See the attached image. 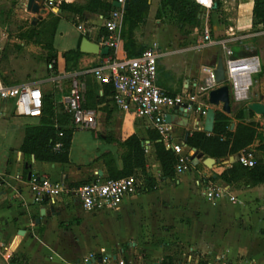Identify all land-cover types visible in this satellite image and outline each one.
I'll list each match as a JSON object with an SVG mask.
<instances>
[{"label":"crops","instance_id":"0c3cea01","mask_svg":"<svg viewBox=\"0 0 264 264\" xmlns=\"http://www.w3.org/2000/svg\"><path fill=\"white\" fill-rule=\"evenodd\" d=\"M58 1L60 0H45L44 6ZM61 1L78 4L86 2V0ZM160 1L148 0L149 11L145 22L139 24L133 31L136 48H147L153 42L171 49L179 48L180 40L176 33L177 20L168 17L155 18ZM219 2L218 9L214 7L207 14L201 9L202 12L198 14L200 19L206 18L211 36L212 31L216 29H224L222 32L226 37L221 40L230 41L235 38L241 40L249 36L241 37L240 35L252 30L254 0H219ZM57 15L59 21L53 41L54 48L57 50L56 74L48 75L50 73L47 63H38L33 69L23 68L22 72H26L29 80L16 84L33 83L43 94H51L58 102L64 99L65 93H68V88L64 87L67 76L83 73L82 75L90 77L94 94H101L102 85L88 71L99 64L104 56L81 52L82 57L77 69L67 72L62 53L78 48L82 38L100 43L105 17L102 14L84 10L83 20L78 25H74L71 21V12L58 9ZM163 22L176 29V32L170 33L169 36H162L160 25ZM263 33L261 29H258L253 35ZM124 41L121 35L119 57L127 56L123 47ZM195 42L194 34H188L187 45L192 47ZM216 47L221 48L222 55L218 57L223 58L224 50L218 45H209L197 52L168 57L160 67L157 66V85L172 95L188 92L195 94L196 97L200 96L198 101L201 102V97L206 96L200 89L205 85L207 76L203 68L214 66ZM233 50V53L239 55L241 47L236 45ZM261 73L264 72L261 70ZM261 85L260 91L256 94L257 98L250 97L246 104L264 102V81ZM54 86L58 87L57 92L54 91ZM198 93L200 95H197ZM9 104L12 102L0 99V235L1 241L8 245L12 255L10 259H5L0 248V264H63L62 261L67 260L58 254L60 251L74 250L86 253L93 250L103 239L102 234L106 230L111 229L113 233H116L113 226L122 234L123 243L130 247L119 248V254H124L126 251L141 253L139 260L130 258L129 261L133 264H162L165 257L169 258L172 264H213L212 261L217 260L214 254L222 246L227 256L235 250L254 251L251 256L255 259L253 257L252 259L256 260V264H264V182L250 186L244 185L241 179L231 183L223 181L219 176L232 164L228 161L230 156L213 158L197 150L201 156L191 158L193 148L185 143V132L187 131L190 135L194 130L203 131L204 116L191 114L188 119L179 116L174 120L177 123L172 124L170 142L183 146V151L190 158V170L181 174L175 173L173 178H164L161 175V167L156 164L155 187L152 190L138 187L136 193L124 197L117 208L121 219L116 222V214L111 213L113 210L84 211L76 201L68 197H59L54 202L51 199L35 202L28 182L30 178L42 177L51 180L63 179L70 184L106 179L108 169L102 164V160L93 161L97 148L116 150V142L113 145L105 143L107 127L104 126V122H101L105 119L101 116L103 111L98 110L95 115L96 127L75 128L69 160L66 163L37 161L33 155H30L29 161L23 164V154L19 151V147L23 139L26 123L23 117L25 116L9 118ZM203 104L204 107H209L204 102ZM104 105L115 107L118 122L115 138L118 141L131 134L139 137L141 134L146 135L147 130L151 129L149 121L137 117L133 110L123 112L117 109L111 97L108 103L104 101L101 104L102 107ZM214 109L222 110L221 105L215 106ZM228 115L231 116V112ZM27 118L37 119L38 117ZM251 119L260 123L262 129L258 128V132L264 135V115L259 116L254 113ZM236 123L237 120L232 117L230 129H233ZM97 136L101 141L97 139ZM145 142L149 143L148 140ZM250 147L252 148L253 145ZM151 148L154 152L153 146ZM206 158H212L214 162L207 166L204 163ZM198 180L200 184H197ZM209 185L219 186L223 189L224 195L214 202L208 201L204 195V189ZM221 235H224L223 244L218 245ZM60 237L66 240L61 241ZM253 238L257 239V243H252ZM32 243H35L37 250L30 245ZM104 245L109 247L112 243L105 240V244L99 247H105ZM253 246H255L254 250ZM26 251L28 255H25ZM35 251L37 252L34 253ZM31 253H34L36 258H29ZM150 253L160 257L150 262ZM182 256H185V263ZM93 262L95 260H92L90 264H94ZM100 262L101 259L97 261L98 264Z\"/></svg>","mask_w":264,"mask_h":264},{"label":"built area","instance_id":"2783aa9c","mask_svg":"<svg viewBox=\"0 0 264 264\" xmlns=\"http://www.w3.org/2000/svg\"><path fill=\"white\" fill-rule=\"evenodd\" d=\"M121 6L109 13L103 22L105 34L100 40L101 46L109 48L112 56L103 57V60L93 66L88 73L101 85H110L112 88L111 98L120 111L133 110L139 118L146 119L159 134L167 148H170L177 156L175 173H184L190 170L191 163L183 146L171 143L172 124L165 121V115L173 113L176 106H185V109L194 110L191 114L204 116L206 107L198 102L195 94L185 93L172 95L164 91L156 83L157 60L165 53L157 51V43L153 42L139 55L119 57L118 49L121 41V28L123 23L125 0H117ZM49 2V1H48ZM207 14L215 7L214 0H194ZM81 28V26H79ZM3 33L0 29V55L2 50ZM226 40H215L211 37L210 27L205 24L202 37L197 40L192 49L197 51L209 45L221 46L224 50L223 69L225 79L222 83H216L213 67L203 68L207 76L205 85L201 91L205 92L208 100V92L219 84H226L229 89L230 102L233 104L245 103L249 100L250 90L253 84V75H258L261 70V59L257 54L246 56H234L233 51L226 46ZM168 53V52H167ZM53 62V61H52ZM52 62L47 63V69L53 67ZM81 74V73H79ZM77 73L71 74V87L64 97V107L70 115L74 128L87 129L95 126V111L83 106V95L78 82ZM83 74V73H82ZM81 74V75H82ZM0 99L11 101L13 109L19 116L39 117L42 110L43 93L33 83L25 82L15 85L4 84L0 76ZM62 135V133H59ZM61 147L60 142L54 144V149ZM236 162L245 167H253L256 164L254 151L247 148L236 154ZM29 190L35 202L44 199L55 201L59 197H68L76 201L84 211L113 210L117 209L124 197L137 192L139 182L133 175L116 179H96L88 183L78 185L70 184L63 179L51 180L49 178L29 179ZM200 184V181H197ZM204 195L210 202L218 200L224 195L219 186L209 185L204 189ZM0 248L5 259L11 258L8 245L1 241ZM94 258L91 256L83 261H62L63 264H90ZM105 259H101L104 264Z\"/></svg>","mask_w":264,"mask_h":264},{"label":"rangeland","instance_id":"374dc122","mask_svg":"<svg viewBox=\"0 0 264 264\" xmlns=\"http://www.w3.org/2000/svg\"><path fill=\"white\" fill-rule=\"evenodd\" d=\"M61 2L58 1L57 3L54 4H50L47 3V5H45L46 9H45V13L43 14H33L29 11L25 10L24 7V1L23 0H0V29L3 33V38H2V50H1V55H0V76H1V80L4 84L7 85H15L17 82H21V81H25V80H29V77L26 75V72H22L23 68L29 67L30 69H33V67L35 65H37L38 63H46L45 59L49 53L50 50V44L52 43V46L54 48V35L56 30L53 32L52 31V24H53V18L55 15H57V10L59 9L58 5ZM13 3H15V5H12ZM35 19V32H30V25H31V21L32 19ZM206 18L205 19H200L199 23L194 26V27H189L190 30V34H194L196 41L199 40L202 37V30L204 25L206 24ZM221 21V20H220ZM145 22V21H144ZM222 22V21H221ZM257 22V20H256ZM148 24V22H147ZM252 25H253V16H252ZM254 26V25H253ZM252 26V30H250V32H244L243 34H241L240 36L243 37L242 35H249L246 38L243 37V39L239 40L237 38L227 41L226 42V46L228 48H230L231 50H233V47L238 45L241 47V52L239 55H236L235 53H233L234 56H246V55H250V54H257L260 56L261 58V62H262V72H264V33L261 35H253L254 32L256 30H254ZM187 27V26H186ZM102 29V28H101ZM173 29L172 27H170L168 25V23L166 24L165 22L161 23L160 25V31L162 33V36H169L170 33L172 32H176L179 36V40H180V46L177 49H171L170 47H166V46H162L159 45L157 46V51L161 52V53H165L162 57L159 58V60L157 61V66L162 65V62H166L165 60L170 57L173 56L175 54H182V53H193L194 51L197 52V50L192 49V47H189V45H187V34L182 30L180 31L179 29L176 30ZM224 29H216L215 31H212V38L215 40H221L223 39L225 36V34L222 32ZM264 32V29H261ZM101 33H103L104 35V31L101 30ZM28 34V37L26 36ZM195 41V40H194ZM189 47V48H188ZM55 49V48H54ZM56 50V49H55ZM173 51V52H172ZM216 58L214 61V65H216V61H217V57L219 55H222V50L219 47H216ZM57 52V50H56ZM67 52V51H65ZM168 52V53H167ZM234 52V50H233ZM63 54V53H62ZM81 56H75L73 54H67L65 59V67L69 68L67 69V72H71L73 70H76L78 67V62L80 60ZM52 64L55 66H53L50 70L48 69V72L50 74L48 75H55L56 74V63L52 62ZM73 66H76L75 68H71ZM261 73V72H260ZM71 75V74H70ZM70 75L67 76V80H66V85H64V87L68 88V91L71 87L72 84V79L70 77ZM80 76L78 77V82L80 83V87H81V91H82V95H83V103L88 106L89 108L93 109L97 115V111L101 110L103 111V114H101V116L105 117V119H103L101 122L105 123L104 126H106L107 128V137L105 138V143L107 144H115L116 150L115 151H110L109 150H104L103 147L101 148H97L96 152H95V158L93 159V161H97L99 159L102 160V164L105 166L106 169H108L113 173H116L118 171H120L123 168V161H122V156L124 154L125 148L122 146V142L124 141H118L115 138V134H116V128H117V120H116V111H115V107H111V106H101V104L103 103H97L96 102V94H94V90H93V86L91 84L90 81V77L89 76H84L79 74ZM82 76V78H80ZM262 77H264V73L262 74H258V76L255 77V75H253V84L250 90V97L252 99L257 98L256 94L258 93V91H260V87L262 86L261 83L264 81V79H262ZM15 83V84H14ZM25 83V82H23ZM54 91L57 92L58 87L54 86ZM67 94V93H65ZM64 94V95H65ZM182 94V93H181ZM197 95H200V93H198ZM200 97V96H199ZM199 97L197 96V100L199 99ZM207 96H203L201 97L202 99V103L200 102L203 106V102L205 104H207V106H210L209 103L206 100ZM61 101V102H60ZM60 101L56 102L55 99H53V104H54V126L55 127H59V122L62 123V126L64 127H69L70 125V120H69V116L67 117L66 114L67 111L64 107V99H61ZM232 106H236L238 104H231ZM9 109H10V116H19L16 114V112L13 109V104H9ZM66 113V114H65ZM115 115V118H114ZM20 117V116H19ZM25 120V125H24V131H25V127L29 126V125H37L39 124V117L37 119H30L27 117H23ZM60 123V124H61ZM69 123V125H68ZM95 127H96V123H95ZM75 130L74 127H72V136H73V131ZM98 135V134H97ZM23 137H24V132H23ZM142 141H141V145L144 147V152H145V159H146V170H147V174L144 176L140 173H136L135 175H133L137 181L139 182V187H143L144 189L147 188L146 185V180L144 179V177H150V179L152 178L154 181V185L153 187H155L156 185V180H155V175H157V172L155 171V165L158 164V166H160L159 161L156 159V155H155V149L154 152H152V148L151 146L152 143H146L145 140H147V134L140 135ZM101 141L100 138H98ZM23 140V139H22ZM71 142H72V138H71ZM22 143V142H21ZM253 143V144H252ZM251 144H249L247 147H245L244 149H251L254 151V154L256 156V164L259 161H264V155L261 153V150L258 148V145H260L262 143V141H260L259 139H256L252 142ZM255 143V145H254ZM250 145H253V147L251 148ZM70 147H71V143H70ZM69 147V150H70ZM154 148V147H153ZM107 149V148H105ZM243 150V149H242ZM23 154V153H22ZM68 160H69V151H68ZM29 161V156L23 154V164L27 163ZM40 161V160H37ZM44 162H50V161H44ZM92 162H90L91 164ZM255 164V165H256ZM161 167V166H160ZM139 172V171H137ZM94 176V174L92 175ZM158 177V176H157ZM241 182H243V184L245 185V180H241ZM250 186H254V185H250ZM152 188H148V190H152ZM233 198V197H232ZM235 199H233L234 201ZM108 212V211H107ZM111 213H115L116 214V222H119L121 219L120 213L118 209H113V211ZM90 215H96V214H88ZM122 229V227H119V229ZM114 232L118 233H113L111 231V229L106 230L102 235L103 239L99 241V245L94 247L93 250H90L86 253H82L79 251H68V250H64V251H60L58 254L64 258L67 261H75V260H80L83 261L85 258H89V257H93L95 262H93L94 264H98L97 261L99 259H105L104 264H133L130 260L131 257L136 258L135 260H139L141 253L139 252H133V251H129V252H125L124 254H119V248H130L127 245H125L124 238L122 236V234H120V232H118V230L116 229L115 226H113ZM116 235V236H115ZM224 235H221V239L219 240V244L221 245L223 244V239ZM61 241L66 240L64 237H60ZM105 240H109L112 245H110L109 247H99L100 245L105 244ZM252 243H257V239L253 238L251 239ZM31 246L35 247V249L37 250V247L35 245V243L30 244ZM223 247V246H222ZM220 248L219 250H217L214 254V257H216L217 260H213L212 263L213 264H256V260L254 261L252 259L253 256H251V254L254 252L251 251H238L235 250L233 252H230L227 256L226 251L223 250V248ZM252 249H255V246L252 247ZM37 251H35L34 253H36ZM31 253L29 254V258H36L35 254ZM155 254V253H154ZM28 255V251H26V254ZM122 255V256H120ZM151 255V261L153 262L155 261L158 257L155 254ZM206 256V254H205ZM183 257V262L185 263L186 259L185 256ZM228 257V258H227ZM254 258V257H253ZM182 259V258H181ZM255 259V258H254ZM101 264V262L99 263Z\"/></svg>","mask_w":264,"mask_h":264},{"label":"trees","instance_id":"16d2710c","mask_svg":"<svg viewBox=\"0 0 264 264\" xmlns=\"http://www.w3.org/2000/svg\"><path fill=\"white\" fill-rule=\"evenodd\" d=\"M214 2L216 4L215 9H218L220 7L219 0H214ZM12 5H15V3ZM58 7L61 10L71 12V21L74 25H78L83 20L84 10L102 14L106 18L114 9L112 2L106 0H86L84 4L61 1ZM201 9L202 8L199 7L194 0H161L155 13V18L168 17L174 20L176 19L178 22V29L180 31L183 30L188 35L190 34L189 27H194L199 23L200 18L198 14L202 12ZM148 11V0H129L128 8L124 11L121 35L125 39L123 47L128 57L139 55L145 49L141 47L136 48L133 39V31L139 24L144 22ZM252 16L253 29H264V0H254ZM53 20L52 31L54 32L59 21V16L55 15ZM257 26L260 27L257 28ZM30 29L31 33L35 32V24H31ZM101 30L104 31V28ZM26 36L28 37V34ZM67 54H73L75 56L82 55L79 51V47L63 52L64 58H66ZM109 56H112V52ZM56 58L57 52L51 43L45 61L46 63L55 62ZM53 66H55V64ZM68 68L69 66L66 67V69ZM80 78H82V76ZM101 90V94L96 93V102L102 103L105 101L108 103L112 95L111 86L106 84L102 85ZM42 102L39 124L25 127L24 137L20 144L19 151L27 156L33 155L35 160L66 163L68 161V151L72 138V127H74L71 118H69V127L62 126V123L59 121V127H55L53 122V96L49 93L43 94ZM83 106L89 108L84 103ZM253 115L254 113L247 107L246 103L233 106L231 109V116L237 120V123L233 129H230L232 117L222 110L216 109L212 132L207 133L202 130H194L188 135L185 143L190 148H195L209 157L228 158L231 155L238 154L254 140L259 139L262 143L258 145V148L264 155V135L258 132V128L262 129V127L260 123L251 119ZM66 116L70 117L68 114H66ZM59 133H62V135H59ZM147 140L152 143L155 149L156 159L161 166V175L164 178H173L177 162L175 153L170 148L165 147L164 142L154 129L147 130ZM141 141L142 139L136 134H131L124 139L121 143L125 148L122 156L123 168L116 173L109 170L108 177L106 178L116 179L135 175L136 173H140L144 176L147 174L145 152L144 147L141 145ZM56 142L61 143V147L58 150L54 149V144ZM219 177L226 183L241 179L245 180V184L247 185L260 184L264 182V161L261 160L257 162L253 167H245L238 162H233L221 172ZM144 179L147 182L146 189L152 188L154 180L152 178L150 179V177H144ZM91 181L92 180H87L82 183ZM78 184L81 183H75L74 185ZM162 264H172V262L169 258L165 257Z\"/></svg>","mask_w":264,"mask_h":264},{"label":"water","instance_id":"95a60500","mask_svg":"<svg viewBox=\"0 0 264 264\" xmlns=\"http://www.w3.org/2000/svg\"><path fill=\"white\" fill-rule=\"evenodd\" d=\"M24 1V7L26 11H29L33 14H43L45 13V6L44 1L45 0H23ZM128 2L129 0H125V3L123 5V9L126 10L128 8ZM113 7H120L121 4L114 0L112 2ZM31 24H35V19L33 17ZM80 52L84 53H91V54H98L100 56H107L109 54V48L107 46H101L99 42H91L86 38H82L80 45H79ZM214 78L216 83H222L225 79L224 69H223V60L221 57H218L215 69H214ZM208 103L209 107L206 109V114L204 118V124H203V131L207 133H211L213 130L214 125V119H215V109L214 107L217 105H221V109L226 114H229L231 112V102H230V96H229V89L226 84H219L217 87L211 89L208 92ZM247 107L255 114L257 115H264V102H249L247 103ZM194 110L185 109V106H176L174 108L173 113H168L165 115V121L167 123H177L174 122L175 118H178L179 116H182L186 119H188ZM263 128H264V122H263ZM188 136V132H185V140ZM201 154L195 149H192V155L191 158H198ZM229 163L236 162V155L230 156ZM214 162L212 158H206L204 160L205 165L209 166ZM41 180L43 179L40 178ZM41 215L43 213L41 212Z\"/></svg>","mask_w":264,"mask_h":264}]
</instances>
